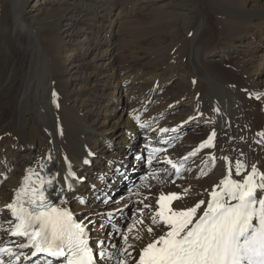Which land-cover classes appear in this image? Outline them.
<instances>
[{
  "label": "bare ground",
  "instance_id": "1",
  "mask_svg": "<svg viewBox=\"0 0 264 264\" xmlns=\"http://www.w3.org/2000/svg\"><path fill=\"white\" fill-rule=\"evenodd\" d=\"M11 1L3 6L7 19L0 21V247H11L17 252L20 255L17 264H29L30 259L25 256L31 249L17 248L21 238L10 235L16 221L6 205L15 199L29 169L45 180L56 177L53 187L45 184L56 206L69 209L77 220L88 217L94 222L89 225L92 238L95 242L105 240L106 251L113 254L112 260L101 264H117L118 258L132 264L127 253L121 256L118 248L110 247L119 245V236L113 235L115 226L120 224L116 223V216L107 214V222H104L100 220L103 216L98 215L99 211H114L135 198L131 191L128 193L132 195L124 199L102 196V190L112 185L111 179L115 180L112 176L119 174L116 169L119 166L128 172L137 165L150 174L158 169L163 171L159 179H152L154 188H145L144 194L138 195L143 203L138 202L136 208L152 205L151 209H143L145 223L140 225V215L135 216L131 223L134 230H127L128 242L134 246V250L129 251L137 255L154 239L146 229L161 193H182L181 199L171 206L184 209L200 199L209 200L213 186L228 174L230 167L232 178L239 179L234 171L237 160L248 170L253 163L258 170H264V135H259L264 134V52L259 53L264 50V0H188L199 7L218 9L224 5L228 9L218 15L223 21H195L191 34H182L171 48L157 53L163 58L159 63L158 58L152 59L156 67L129 63L125 71H120L117 63L116 44L118 36L126 31L129 38L123 44H130L135 32L132 30L134 21H128L127 17L144 8L142 0L51 1L58 2L65 12L64 18L72 16L63 21L60 32L64 35L63 42L67 43L64 51L67 59L74 55L75 44L80 43L85 49L83 59L72 60L68 65L62 62L48 33L40 27H28L25 0ZM169 4L163 2L161 6L168 8ZM129 44L125 45L126 53L122 52L121 58L129 60L133 54L134 45ZM171 80L183 82V92L172 101L177 105L178 119L163 114L166 100L159 102L161 113L144 114L146 106L155 95L163 93ZM131 97H134V105L131 103L132 111L125 118L123 113H118L120 103L131 101ZM135 116L150 127L141 129ZM191 117L195 120L188 124L191 129L185 141L183 139L185 144L164 149L161 156L164 164L167 158L172 163L184 164L187 170L193 166L198 169L192 177L184 175L172 184L174 169L171 165L159 167L156 160L147 169L140 160L147 158L149 148L156 144L167 141L170 145L180 136V124ZM200 124L207 127L198 129ZM162 128L169 131L163 133ZM143 130L141 138L139 132ZM213 130L215 147L203 149L185 161L183 158ZM91 152L100 154L95 163ZM225 156L231 164L221 159ZM212 157L216 158L214 163ZM86 160L89 163H85ZM69 171L74 176L65 181ZM32 179L37 180V177ZM80 179L95 183L97 189L86 187ZM68 183L73 185L71 190ZM81 199L84 204L79 203ZM88 199L90 205H87ZM62 200L67 203L61 204ZM160 234L163 233L156 229V235ZM137 235L143 239H133Z\"/></svg>",
  "mask_w": 264,
  "mask_h": 264
},
{
  "label": "snow or ice",
  "instance_id": "2",
  "mask_svg": "<svg viewBox=\"0 0 264 264\" xmlns=\"http://www.w3.org/2000/svg\"><path fill=\"white\" fill-rule=\"evenodd\" d=\"M256 98L260 99V96ZM134 120L141 129L150 127L142 123L139 116ZM160 131L167 133L169 129ZM215 137L213 130L183 159L186 161L203 149L215 147ZM145 147L149 148V145ZM162 151L157 147L149 148L147 163L151 165L154 155ZM212 159L214 163L216 158ZM221 159L231 164L228 157ZM166 162L179 176L183 165L172 163L167 158ZM85 163L89 162L86 160ZM234 171L239 179L232 178L230 167L228 174L213 186L209 200L200 199L184 209L171 206L181 199L182 193H161L156 201V210L149 218L150 226L146 229L154 239L134 256L133 251H129L134 250V246L128 243L129 236L121 233L125 246L118 251L127 253L135 264H264V170H258L255 163L248 170L243 162L237 160ZM244 172L247 174H242ZM151 175L157 176L156 173ZM33 176L37 180H33ZM73 176L69 171L65 181ZM55 183V176L45 180L35 170L29 169L15 199L6 205L16 221L10 230L11 235L21 238L17 248L31 249L25 259L31 257L33 264H40L41 256L49 258L47 264L55 261L61 264H101L112 260L113 254L106 251L105 240L97 239L94 245L92 243L89 225L93 221L88 217L77 220L69 209L48 202L45 190L41 189L45 184L51 188ZM67 187L71 190L73 185L68 183ZM64 203L67 201L62 200L61 204ZM79 203L84 204L85 201L81 199ZM143 208L151 209L152 205L144 204ZM139 212L141 218L138 223L143 225V209ZM5 223L11 221L5 220ZM156 229L163 234L157 236ZM127 230L132 232L134 229L129 226ZM133 239L141 240L143 237L137 235ZM110 247L117 248V245L111 244ZM5 256L7 260L3 258ZM19 260L20 255L11 247H0V264H17ZM117 264H128V261L118 258Z\"/></svg>",
  "mask_w": 264,
  "mask_h": 264
},
{
  "label": "rangeland",
  "instance_id": "3",
  "mask_svg": "<svg viewBox=\"0 0 264 264\" xmlns=\"http://www.w3.org/2000/svg\"><path fill=\"white\" fill-rule=\"evenodd\" d=\"M51 1L55 0H29L28 2L25 0L23 2L24 6H26V11L29 14L27 18V25L30 28L34 27H40L44 32L48 33L50 36V39L53 41L54 45L56 48L59 50L60 54L59 57L61 56V60L63 63L68 65V62L72 60H81L85 56V49L81 48L80 43H77L74 45V55L71 56L70 59H67V54L65 51V45L67 44L66 41L63 42V34L60 33L61 30L63 29V21L68 20L72 18L71 15L63 17L65 12L60 8V5L58 2H61V0H56L58 2L56 3H51ZM63 1V0H62ZM65 1V0H64ZM70 2V0H67ZM126 1V0H123ZM157 0H142L141 6L144 7L143 9H137L135 13L130 14L127 18L129 19L128 21H134V25H132V30H134V35L131 38V42L127 44L126 39L129 37L126 35L128 34L126 32H122V35L118 36L117 44H116V51L118 52V60L117 63L119 65L120 71H125L124 69L127 68V64H134L136 65H144V66H149V68L156 67L157 63L155 61L156 58H158V63L160 62V58L162 59L163 56H160L157 54L158 52H165L167 51L166 49L171 48L175 41L181 38V35L186 34L189 35L192 33L193 30V25L195 21H223L220 16L218 17L219 14H224L227 11V7H224V5H221L218 9L214 8L213 10L212 7L209 8V6H195L188 0H158L155 5L151 4L153 2H156ZM12 2L11 0H0V21H4L7 19L8 14L6 13L7 11L4 10L3 6H5L6 3ZM163 2H170L168 8H162L161 3ZM62 3V2H61ZM65 4V2L63 3ZM124 4V2H123ZM66 5V4H65ZM203 7V8H202ZM120 8V7H119ZM59 9V10H57ZM210 9V10H209ZM56 10L57 12H54ZM139 10V11H138ZM203 10V11H202ZM218 10V11H217ZM220 12V13H219ZM63 18V20H62ZM73 22H76L74 20ZM89 22V21H87ZM62 24V25H61ZM80 28L79 25L76 24ZM137 30V31H136ZM140 30V31H139ZM141 32V33H140ZM126 33V34H125ZM138 33L140 35H138ZM124 34L125 36L124 38ZM137 34V35H136ZM1 35V32H0ZM135 36V38H134ZM82 40V36H80ZM124 38V39H123ZM125 41H123V40ZM134 39V41H133ZM139 39V40H138ZM120 41V42H119ZM123 41V42H122ZM137 41V42H136ZM141 42V43H140ZM143 43V44H142ZM0 44H1V39H0ZM123 44V45H121ZM131 47L133 46L132 52L133 54L129 56L128 59L121 58L120 55H124V48L125 45ZM132 44V45H131ZM136 45V46H135ZM140 47V48H139ZM73 48V47H72ZM121 49V50H120ZM134 49V50H133ZM123 50V51H122ZM137 53H136V52ZM123 52V53H122ZM135 52V53H134ZM153 52V53H152ZM264 50L262 48L259 53H263ZM151 54V55H149ZM70 55V54H68ZM154 55V56H153ZM158 56V57H156ZM132 57V58H131ZM153 58L154 61L152 60ZM122 59V60H121ZM124 59V60H123ZM151 60V61H150ZM81 62V61H80ZM153 62V63H152ZM82 63V62H81ZM156 63V65H153ZM264 65V63H263ZM82 66V65H81ZM77 76L82 77L81 74L77 73ZM104 81L106 79H102ZM171 84H167L166 89L163 91L162 94L160 95H155L153 100H151V104L146 106L144 114L153 112V114H159L161 109L159 108V102L162 100H166V111H162L163 114H167L166 116H171L170 118H177L178 119V112H177V105L175 103H172L175 99L177 100L179 97V92H183V82L178 81V80H171ZM70 83V82H69ZM167 91V92H166ZM167 94V95H166ZM167 96V97H166ZM171 98V99H170ZM131 101L127 102H122L119 107L120 111L118 113H123L125 118L127 117L128 113L130 112L131 108L134 105V97L130 98ZM169 101V102H168ZM133 105H132V104ZM179 103V102H178ZM115 104H119V102H115ZM132 105V106H131ZM141 105V104H140ZM158 105V106H157ZM139 106V105H138ZM130 107V108H129ZM124 111V112H123ZM132 111V110H131ZM157 111V113H156ZM172 114H171V113ZM174 115V117H173ZM176 116V117H175ZM208 119V118H207ZM195 119L194 118H189L187 121L183 122L180 124V130L178 131L179 137L175 138L173 142V147H177L178 144H185L184 141L186 139L187 133L190 131L191 127H189V123H192ZM209 120V119H208ZM208 123V121H207ZM208 125V124H207ZM189 127V129H188ZM207 127L204 124L198 125V129H204ZM145 131H140L139 134H141V138H143V134ZM186 134V135H185ZM164 136V135H163ZM184 139V141H183ZM178 142V143H177ZM129 147V146H127ZM96 155H92V158L95 160L99 158L100 154L95 152ZM136 155V154H135ZM143 165H145V160L141 161ZM114 164V163H113ZM207 162L204 163L203 166H206ZM157 165L159 167L164 164L163 160H159L157 162ZM117 169V172L119 171V174L115 177L114 179H111L112 185L107 189V190H102V196L108 199H111L110 197H122L123 199L132 195L135 196V198L125 204L124 206L114 210V211H109L108 213H101L100 211L98 212V215L103 216L101 221L104 220V222H107L106 215L109 214L111 216H116L115 220L116 223L117 221L120 222V224H117L115 226V230L113 232L114 237H116V234L119 236L117 238L118 240V247L117 248H123L124 242L122 240L121 233L124 235H127V229L129 226H131L132 220L135 216H139L140 212L138 208L135 206L138 204L139 198L138 195L143 193V190H146L145 188H154L155 183L152 181L154 179L153 176H150L151 174L148 173L147 171H144L140 168V166H134V170L128 172L127 169H122L120 166ZM198 168L196 166H193V169L185 171L187 177H192L194 173L196 172ZM159 170V169H158ZM155 170L157 176L155 178L159 179L163 171L160 169L159 171ZM154 171V172H155ZM149 180H148V179ZM82 184H84L86 187H90L91 189H97V185L93 182L90 181H81ZM119 184V185H118ZM173 184V183H172ZM176 184V182L174 183ZM128 191H131L132 194H129ZM138 191V192H137ZM137 192V193H136ZM111 195V196H110ZM95 202L97 200L92 199ZM91 201H87V205H90ZM144 209V208H141ZM105 217V218H104ZM119 218V219H118ZM114 219V218H112ZM97 223V222H95ZM119 230V231H118ZM95 241V240H94ZM129 243V242H128ZM118 254L123 256L118 250ZM135 255H137L135 252H133ZM134 261L132 260V264Z\"/></svg>",
  "mask_w": 264,
  "mask_h": 264
}]
</instances>
